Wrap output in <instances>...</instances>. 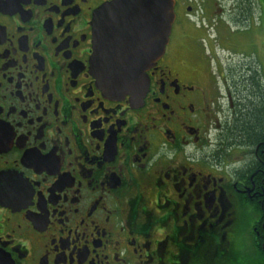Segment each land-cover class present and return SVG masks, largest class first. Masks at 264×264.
<instances>
[{
  "label": "flooded vegetation",
  "instance_id": "obj_1",
  "mask_svg": "<svg viewBox=\"0 0 264 264\" xmlns=\"http://www.w3.org/2000/svg\"><path fill=\"white\" fill-rule=\"evenodd\" d=\"M112 1L0 0V264H264V10L175 0L144 97L110 98L91 60Z\"/></svg>",
  "mask_w": 264,
  "mask_h": 264
},
{
  "label": "water",
  "instance_id": "obj_2",
  "mask_svg": "<svg viewBox=\"0 0 264 264\" xmlns=\"http://www.w3.org/2000/svg\"><path fill=\"white\" fill-rule=\"evenodd\" d=\"M175 0H114L93 21V76L110 98H143L147 72L164 58Z\"/></svg>",
  "mask_w": 264,
  "mask_h": 264
},
{
  "label": "rangeland",
  "instance_id": "obj_3",
  "mask_svg": "<svg viewBox=\"0 0 264 264\" xmlns=\"http://www.w3.org/2000/svg\"><path fill=\"white\" fill-rule=\"evenodd\" d=\"M255 2L257 5H260V7L264 10V0H255ZM261 18L262 23L264 24V14H262ZM215 51L219 54L218 59L225 60L231 58L232 60H238L240 57H247V54L249 55L248 51L250 50L244 44L239 43L237 47V51L239 52H237V55H232L231 52L226 50L225 44L223 43L222 45H219ZM253 220L254 219L251 218V216L249 215V210H243L235 221L233 237L236 245L234 249V254L236 255V258L244 260L243 257L248 256V251H254L252 248L253 239L251 233Z\"/></svg>",
  "mask_w": 264,
  "mask_h": 264
}]
</instances>
